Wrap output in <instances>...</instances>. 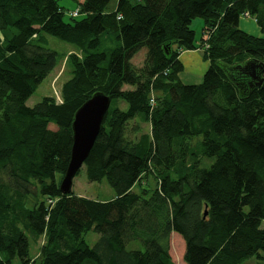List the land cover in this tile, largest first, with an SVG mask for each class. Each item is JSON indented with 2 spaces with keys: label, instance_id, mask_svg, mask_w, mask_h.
I'll list each match as a JSON object with an SVG mask.
<instances>
[{
  "label": "trees",
  "instance_id": "trees-1",
  "mask_svg": "<svg viewBox=\"0 0 264 264\" xmlns=\"http://www.w3.org/2000/svg\"><path fill=\"white\" fill-rule=\"evenodd\" d=\"M112 1L83 0L66 22L56 0H0V264H29L41 240L35 264H176L173 234L184 264H264V0ZM44 34L79 53L61 102L28 107L61 60ZM185 51L209 64L200 84L180 78ZM98 92L112 104L83 167L115 191L106 202L60 191L75 114Z\"/></svg>",
  "mask_w": 264,
  "mask_h": 264
},
{
  "label": "rangeland",
  "instance_id": "rangeland-1",
  "mask_svg": "<svg viewBox=\"0 0 264 264\" xmlns=\"http://www.w3.org/2000/svg\"><path fill=\"white\" fill-rule=\"evenodd\" d=\"M56 1L58 5L64 10V20L66 22H69L71 21L70 13L79 10L80 4L82 3L83 0H56ZM136 1L137 0H132L133 3H135ZM117 2L118 0H113L107 7V11L109 12L114 11V9L117 6ZM79 18H81V15L77 19ZM246 23H249L250 25L254 24V27L255 26L257 27L256 33H254L252 28L250 29L249 27H247ZM203 27H204V22L201 18L195 19L191 25V28L196 33L197 43L200 42V39L202 37ZM240 28L251 35L261 36L260 29L258 28L254 19L243 18L240 23ZM44 36L46 38V43L44 44V47L58 52L61 57V60L57 68L54 70V72L41 84L38 90L27 101L28 107H34L36 104L40 103L45 97H54L57 102H61L62 87L64 83L71 78V67L67 61V56L70 55L71 53H76V52L79 53L77 47L73 44L65 42L51 35L44 34ZM111 36H115V35L113 34ZM105 38L106 37H104L103 39L104 40L103 47H105ZM110 45L111 42H108L107 46ZM146 53L147 50L142 49L134 57L133 64L136 65L137 67L142 66ZM181 78H182L181 79L182 82L186 85L200 84L203 81L202 77H199V75L190 72L182 74ZM125 89H129V87H125ZM50 128L54 130L56 129L54 125H51ZM149 130H150V126L146 125L145 131H149ZM213 162L214 159L206 158L204 159L202 166L205 168H209ZM139 189L140 186L138 185L134 187L135 192H138ZM72 191H74L79 196H83L92 200L103 201V202L110 201L115 197V191L108 184L106 179L96 183L89 182L87 179L85 167H82L79 174L74 178ZM262 228H264V221L262 223ZM28 236L31 238L30 234H28ZM98 239H99V235L94 232H90L85 236V241L90 247H93ZM42 243L43 240L39 241L38 244H33V242L31 243V252H30L31 261L29 264H35V260L39 254ZM127 248L130 250H134V249H142L143 247L140 244V242H131L128 244ZM184 250H185V244L183 240L177 234H173L171 237L170 254L173 258V261L176 264H184L183 263ZM258 263L259 260L253 257L245 261L243 264H258ZM16 264L19 263L17 262Z\"/></svg>",
  "mask_w": 264,
  "mask_h": 264
},
{
  "label": "water",
  "instance_id": "water-1",
  "mask_svg": "<svg viewBox=\"0 0 264 264\" xmlns=\"http://www.w3.org/2000/svg\"><path fill=\"white\" fill-rule=\"evenodd\" d=\"M111 104V97L98 92L76 112L72 123L73 144L71 157L66 173L60 183V191L64 195L72 192L73 180L89 157ZM206 215L207 213H205Z\"/></svg>",
  "mask_w": 264,
  "mask_h": 264
},
{
  "label": "crops",
  "instance_id": "crops-1",
  "mask_svg": "<svg viewBox=\"0 0 264 264\" xmlns=\"http://www.w3.org/2000/svg\"><path fill=\"white\" fill-rule=\"evenodd\" d=\"M246 24L247 27H249L250 29L252 28L254 33H256L257 27L256 26L254 27V24L253 25L252 24L250 25L249 23ZM180 60L184 66V71L182 74L190 72L199 75V77L203 78L205 72L209 67L208 62H206L203 58L202 51H185L181 54Z\"/></svg>",
  "mask_w": 264,
  "mask_h": 264
},
{
  "label": "built area",
  "instance_id": "built-area-1",
  "mask_svg": "<svg viewBox=\"0 0 264 264\" xmlns=\"http://www.w3.org/2000/svg\"><path fill=\"white\" fill-rule=\"evenodd\" d=\"M71 15L73 16V17H76V16H78L79 15V11H74L73 13H71ZM244 18H248V14H246L245 16H244ZM154 99L152 98L151 99V103H152V105H154Z\"/></svg>",
  "mask_w": 264,
  "mask_h": 264
}]
</instances>
